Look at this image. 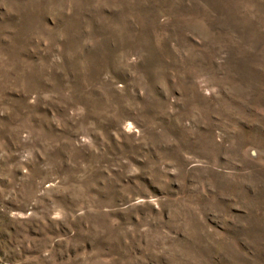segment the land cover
I'll return each mask as SVG.
<instances>
[{"label": "rangeland", "instance_id": "1", "mask_svg": "<svg viewBox=\"0 0 264 264\" xmlns=\"http://www.w3.org/2000/svg\"><path fill=\"white\" fill-rule=\"evenodd\" d=\"M0 264H264V0H0Z\"/></svg>", "mask_w": 264, "mask_h": 264}]
</instances>
